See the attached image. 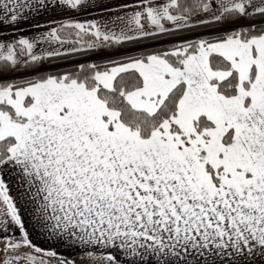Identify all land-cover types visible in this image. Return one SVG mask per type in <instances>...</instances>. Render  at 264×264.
<instances>
[{
    "label": "snow or ice",
    "instance_id": "6c2138e0",
    "mask_svg": "<svg viewBox=\"0 0 264 264\" xmlns=\"http://www.w3.org/2000/svg\"><path fill=\"white\" fill-rule=\"evenodd\" d=\"M0 24L3 264L56 255L22 206L91 264H264V0H0Z\"/></svg>",
    "mask_w": 264,
    "mask_h": 264
},
{
    "label": "crops",
    "instance_id": "0c3cea01",
    "mask_svg": "<svg viewBox=\"0 0 264 264\" xmlns=\"http://www.w3.org/2000/svg\"><path fill=\"white\" fill-rule=\"evenodd\" d=\"M113 3H116L117 0H112ZM128 3H133L134 0H127ZM53 14L49 13L47 16H52ZM77 18L79 19H91L94 18L97 13L95 10L89 13H76L75 14ZM47 16L42 14L39 17H36L35 19H28L21 21L18 25V33H15L17 35H27L29 37L35 35L39 31L46 30L44 28H37L36 23L39 22L41 25H45L48 23ZM56 19L62 18L60 14H55ZM54 26V25H50ZM10 27V26H9ZM10 35L9 28L5 27L4 25L0 24V37H5ZM22 218L25 224V228L28 231L30 238L36 246H38L41 249H51L53 252L56 253L55 256H61L65 258H72L77 255L86 254V252L78 245H70L68 243H65L60 240L56 239H50L46 235H42L34 226L31 221V218L28 216L27 212L23 210L22 206ZM3 233L0 232V236H2ZM0 245L4 246V242L0 240ZM89 251H95V254H101L100 250H92L89 249ZM44 254V253H41Z\"/></svg>",
    "mask_w": 264,
    "mask_h": 264
},
{
    "label": "rangeland",
    "instance_id": "374dc122",
    "mask_svg": "<svg viewBox=\"0 0 264 264\" xmlns=\"http://www.w3.org/2000/svg\"><path fill=\"white\" fill-rule=\"evenodd\" d=\"M4 246L0 245V264H3V261L5 259V253L3 251ZM21 251L24 252H32L33 255H36L37 257H42L45 261H49L50 264H60L61 260H67V261H75V264H91L90 258L87 257V254L77 255L72 258H65V257H59V256H47L46 254L36 253L34 250L29 249L27 247L21 249ZM96 256H99L101 254H95ZM12 264H26L25 260H20L19 262L13 261ZM37 264H39V261H37ZM97 264H102V262L97 261Z\"/></svg>",
    "mask_w": 264,
    "mask_h": 264
},
{
    "label": "trees",
    "instance_id": "16d2710c",
    "mask_svg": "<svg viewBox=\"0 0 264 264\" xmlns=\"http://www.w3.org/2000/svg\"><path fill=\"white\" fill-rule=\"evenodd\" d=\"M71 60L69 61H56L53 65V67H56V68H60V67H64V66H69L71 64ZM47 66V65H45Z\"/></svg>",
    "mask_w": 264,
    "mask_h": 264
}]
</instances>
